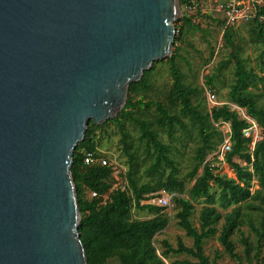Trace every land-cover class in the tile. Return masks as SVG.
Segmentation results:
<instances>
[{"label": "water", "instance_id": "1", "mask_svg": "<svg viewBox=\"0 0 264 264\" xmlns=\"http://www.w3.org/2000/svg\"><path fill=\"white\" fill-rule=\"evenodd\" d=\"M180 0H0V264H88L75 149L171 56Z\"/></svg>", "mask_w": 264, "mask_h": 264}, {"label": "trees", "instance_id": "2", "mask_svg": "<svg viewBox=\"0 0 264 264\" xmlns=\"http://www.w3.org/2000/svg\"><path fill=\"white\" fill-rule=\"evenodd\" d=\"M184 6L187 0H180ZM199 10L194 15H186L178 20L174 44L184 40L188 30H200L203 15ZM264 4L258 6L256 17L251 19L253 42L262 47L260 53L261 73L248 68L246 60L240 54L239 44L231 25L224 22L223 37L229 58L222 60L215 72L205 76L203 87L187 81L180 65L181 46L176 45L175 52L165 61L171 77L170 88L164 99H148L144 92L150 89V76L157 62L145 70L140 80L132 82L125 106L118 114L104 124L89 121L85 137L77 145L71 171L76 187L77 200L81 211L79 232L85 246L88 264H107L117 258L119 264H166L164 258L173 254H188L196 258L180 260L179 264H217L205 252V242L219 232L218 224L224 218L218 239L225 251L239 264L243 257L237 252L234 236L242 233L244 253L248 264H253V244L241 230L248 213L244 206L261 213L259 226L253 225L259 245L264 241V133L254 148L252 137L244 134V129L251 123L241 112L232 110L228 104L213 106L207 111L204 96L207 89L215 91L223 82L220 75L234 62L233 82L230 85L227 102L245 108L246 114L255 119L264 132V102H261L264 89ZM180 23L179 27L177 24ZM214 55L211 53L208 62ZM216 92V91H215ZM228 122L232 128V150L226 159L234 169L236 178L218 175L214 166L207 160L223 143L225 136L220 130V123ZM114 124L121 134V150L127 156L128 170L124 173L127 184L115 187L113 165L85 163V152L92 151L97 157H104L99 151V144L104 135L97 131L109 124ZM128 124L135 127L139 136L133 137ZM192 126L197 133L199 145L195 148L194 163L185 178H180L177 160L173 157V141L178 138V131H186ZM167 134L171 142L163 139ZM242 160L243 164L235 161ZM110 160V159H109ZM111 161V160H110ZM123 175V174H121ZM195 180L190 189L189 198L183 196L187 191L186 180ZM257 179L259 188L252 190L253 180ZM220 187V193L211 191L212 183ZM166 191L176 193L173 196L177 207L178 224L193 238V246L179 240L174 247L168 240H163L164 249L159 252L155 236L169 224L171 215L165 207L144 203V200L157 193ZM96 192V196H92ZM205 199L200 212V228L192 221L195 210L193 201ZM252 200V201H251ZM253 200H259L255 205ZM223 208L236 205L225 216L218 210L216 203ZM146 210L152 216L146 219L134 217V210ZM264 264V257H263Z\"/></svg>", "mask_w": 264, "mask_h": 264}, {"label": "rangeland", "instance_id": "3", "mask_svg": "<svg viewBox=\"0 0 264 264\" xmlns=\"http://www.w3.org/2000/svg\"><path fill=\"white\" fill-rule=\"evenodd\" d=\"M205 1L206 3L204 4V6L205 9H207V12H205V14L201 15L197 19L198 22H201V29L188 30L186 32L184 40L176 44L177 46H181V53L183 57L180 58V65L182 70L186 74L187 81L200 87L204 86L205 76L207 74L215 72L216 67L220 61L229 58V53L226 47L225 39L223 37L224 29L226 27V24L224 22V14L223 12L216 10L217 3L215 1ZM181 7L182 17L184 16V14L188 15L183 9L184 6L181 5ZM182 17L176 19L175 23H177L178 20ZM228 25H231L234 30L235 40L240 45V54L246 60L248 68H252L255 71L261 73V60L259 55L261 53L262 47L260 46V44H255L252 40V21H240L236 24ZM176 35L177 32L175 33V36ZM176 45L174 44L171 55L175 52ZM213 51L214 55L212 58H210L211 60L208 62V59ZM168 57L169 56H166L162 59H158L162 60V62H157V66L152 75L150 76L151 87L150 89L144 92L146 98L158 100L159 98L164 99L167 95L171 83V77L168 71V64L165 62ZM156 61L154 62V64L156 63ZM233 68L234 62L232 61L228 68H226L220 75L221 80L223 82L219 83V86L215 89L218 102H224L228 99L227 97L230 90V85L233 82ZM259 91L263 93L261 102H264V89L260 88ZM201 96H204L205 103L207 104L206 109L207 111H210V106L212 105V103L208 101L206 92H204ZM106 121H104L102 124H104ZM230 126L231 124L228 122H223V124H220L219 127L220 130L223 132L224 136L226 135V131L229 129ZM128 127L131 130L133 137L137 139L139 136L138 131L135 129L134 126L130 124H128ZM256 129L259 130V135L263 136V129L258 124ZM97 133L98 135L100 133H103L104 135L103 140L99 144V151L103 155H105L104 157L110 159L116 167L115 187H125L127 184V180L125 179L124 173L128 170V160L127 156L123 154L121 150L120 131L116 128L114 124L111 123L105 126L102 130H98ZM176 135L178 136V138L175 139L172 144L173 157L178 162V166L180 169L179 177L185 178L193 166V156L195 153L194 151L195 148L199 145V139L196 130L191 125L189 126L188 130L178 131ZM163 139L166 142H171L167 134H163ZM217 151L215 153H211L207 157V160L212 164V166H214V172L221 176L236 178V173L230 163L227 161L226 156L221 158V154H218ZM235 161H238L243 164L242 160H240L239 158H235ZM185 180L187 191L182 195L189 198L190 189L194 185L195 180ZM258 188V181L257 179H254L252 190L254 191ZM211 191L216 193V195L218 196L220 193V187L213 182L211 185ZM174 195H176V193H170V196L172 198V206L166 209V212L171 215L170 222L163 231H161L155 236V242L156 245L159 247V252L164 249L162 245L163 240H168L169 243H171L174 247L178 246L179 240H182L188 246H193V238L188 236L186 234V231L178 224V219L176 218L177 207L175 206L173 200ZM251 201L250 203H254L255 205L259 204V200H253V202ZM193 203L195 205V210L192 214V221L197 228H200V212L204 205L207 203L205 199L193 201ZM216 205L218 207V210L223 214V216H225L236 206L231 205L228 208H223L220 206L219 202H217ZM244 210L248 213V216L245 219L244 223L241 225V230L243 233H245L246 236L249 237L250 241L253 244L252 255L258 252V257H253V264H263L264 245L263 247L259 245L260 243L258 242V237L252 225L254 224L259 226L261 220V212L252 209L251 207L248 208L247 205L244 206ZM151 216L152 214H150L146 210H134L135 218L146 219L150 218ZM223 224L224 218H222V220L218 224V234L206 240L205 252L207 256H209L210 259L213 262H216L217 264H239L236 259L232 258L225 251L224 246L218 239V235ZM241 235V232H237L234 236V240L237 245V252L243 257V264H248L249 261L244 253L245 246L241 241ZM262 243L264 244V241ZM164 259L166 264H179L178 261L186 259H190L192 261L197 260L191 255L185 253H172L168 258ZM107 264H119V261L117 260V258H112Z\"/></svg>", "mask_w": 264, "mask_h": 264}, {"label": "built area", "instance_id": "4", "mask_svg": "<svg viewBox=\"0 0 264 264\" xmlns=\"http://www.w3.org/2000/svg\"><path fill=\"white\" fill-rule=\"evenodd\" d=\"M217 3L216 10L223 12L224 18L226 19L228 24H236L240 21H249L256 17L258 6L263 3V0H212ZM206 3L205 0H187L186 4L184 5L183 9L188 15H194L199 10L203 11L204 4ZM264 17H261V20ZM180 23L177 24L179 27ZM178 28L176 29V32ZM206 95L208 101L212 103L210 109L213 106L224 105L228 104L232 110H237L243 114L242 116L248 119L251 122V125L244 129V134L247 137H252V148H254L255 144L262 139V135H259V130H257V123L248 115H246L245 111L236 105L235 103L231 102H218L216 92L206 88ZM211 111V110H210ZM220 124H223L220 123ZM232 150V129L226 131L225 139L223 143L219 146L217 153L221 154V158L226 156L228 152ZM101 163L102 165H113L114 168V175L116 167L115 165L106 157H97L94 152L86 151L85 152V163L92 164V163ZM116 179V176H115ZM92 196H96V192L91 193ZM144 203H149L153 205L162 206L165 208H170L172 206V198L170 193L166 191H162L160 193L155 194L149 199L144 200Z\"/></svg>", "mask_w": 264, "mask_h": 264}, {"label": "crops", "instance_id": "5", "mask_svg": "<svg viewBox=\"0 0 264 264\" xmlns=\"http://www.w3.org/2000/svg\"><path fill=\"white\" fill-rule=\"evenodd\" d=\"M263 3H261V5L262 4H264V0L262 1ZM203 13H205V12H207V9H205V6L203 7V11H202ZM237 105V104H236ZM240 107V106H239ZM242 108V107H241ZM244 111H245V108H242ZM245 113H246V111H245ZM243 115V114H242ZM247 115V114H246ZM249 116V115H248ZM253 119V118H252ZM248 120V119H247ZM255 122H256V120L255 119H253ZM249 121V120H248ZM257 123V122H256ZM230 128H231V126H230ZM232 129V128H231Z\"/></svg>", "mask_w": 264, "mask_h": 264}]
</instances>
